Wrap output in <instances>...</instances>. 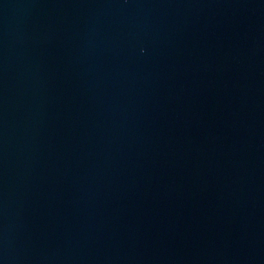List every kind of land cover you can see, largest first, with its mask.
<instances>
[{
	"label": "water",
	"instance_id": "95a60500",
	"mask_svg": "<svg viewBox=\"0 0 264 264\" xmlns=\"http://www.w3.org/2000/svg\"><path fill=\"white\" fill-rule=\"evenodd\" d=\"M0 264H264V0H0Z\"/></svg>",
	"mask_w": 264,
	"mask_h": 264
}]
</instances>
